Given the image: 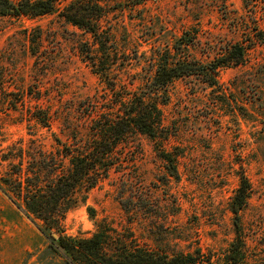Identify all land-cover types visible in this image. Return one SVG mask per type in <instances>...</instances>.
I'll return each mask as SVG.
<instances>
[{"label":"rangeland","instance_id":"obj_1","mask_svg":"<svg viewBox=\"0 0 264 264\" xmlns=\"http://www.w3.org/2000/svg\"><path fill=\"white\" fill-rule=\"evenodd\" d=\"M85 2L61 0L60 9L34 18L0 17L2 148L32 134L46 148L53 134L66 141L81 118L80 103L101 89L90 63L98 45L60 15ZM103 2L101 24L110 37L102 59L130 88L144 86L170 55L208 63L229 45L251 44L247 28L264 31V0ZM184 36L194 40L187 49L179 43ZM255 43L248 63L222 69L214 87L190 78L174 82L164 107L171 138L132 137L127 147L135 162L69 211L61 234L89 238L106 222L156 251L200 250L214 264H232V244L241 236V264H264V43ZM42 112L50 130L32 120ZM163 150L176 155V174ZM243 176L249 197L238 231L232 205ZM40 224L0 191V264H66L52 248L53 233L45 235Z\"/></svg>","mask_w":264,"mask_h":264},{"label":"trees","instance_id":"obj_2","mask_svg":"<svg viewBox=\"0 0 264 264\" xmlns=\"http://www.w3.org/2000/svg\"><path fill=\"white\" fill-rule=\"evenodd\" d=\"M60 1L0 0V17L44 16L60 9ZM85 1L86 8L66 7L60 15L94 38L98 48L90 52V63L102 87L80 103L81 118L66 141L53 134V142L46 148L42 139L32 134L28 142L19 140L6 148L0 146V191L27 218L40 222L38 227L45 235L53 233L52 248L66 264H214L200 250L178 254L156 251L142 244L133 231L120 232L106 222L99 223L89 238L67 237L61 234L62 220L112 172L126 170L135 162L134 151L127 147L132 137L147 135L161 142L171 138L165 125L164 107L174 82L190 78L209 87L216 86L222 69L248 63L255 42L264 43V31L247 28L251 44L229 45L208 63L170 55L144 86L130 88L110 72L107 60L102 59L103 55L108 56L110 37L101 24L107 5L103 0ZM94 13L97 17L91 18ZM260 17H264V12H260ZM193 41L184 36L179 43L187 49ZM32 120L41 128L51 129L49 116L44 112L32 115ZM162 155L176 174V155L164 150ZM248 197L249 182L243 176L232 205L238 231L239 214ZM243 245L241 236L232 244L229 255L232 264L243 262Z\"/></svg>","mask_w":264,"mask_h":264},{"label":"water","instance_id":"obj_3","mask_svg":"<svg viewBox=\"0 0 264 264\" xmlns=\"http://www.w3.org/2000/svg\"><path fill=\"white\" fill-rule=\"evenodd\" d=\"M55 237H57L56 235H54Z\"/></svg>","mask_w":264,"mask_h":264}]
</instances>
